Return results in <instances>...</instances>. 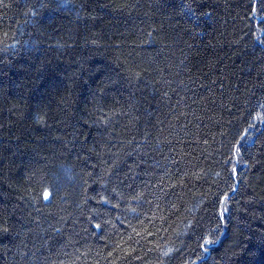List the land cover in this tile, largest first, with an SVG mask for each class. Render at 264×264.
<instances>
[{"label":"trees","instance_id":"1","mask_svg":"<svg viewBox=\"0 0 264 264\" xmlns=\"http://www.w3.org/2000/svg\"><path fill=\"white\" fill-rule=\"evenodd\" d=\"M0 264H264V0H3Z\"/></svg>","mask_w":264,"mask_h":264},{"label":"snow or ice","instance_id":"2","mask_svg":"<svg viewBox=\"0 0 264 264\" xmlns=\"http://www.w3.org/2000/svg\"><path fill=\"white\" fill-rule=\"evenodd\" d=\"M0 3H3V0H0ZM47 197H48V194L45 193V198H47ZM208 243H211V241H208Z\"/></svg>","mask_w":264,"mask_h":264}]
</instances>
